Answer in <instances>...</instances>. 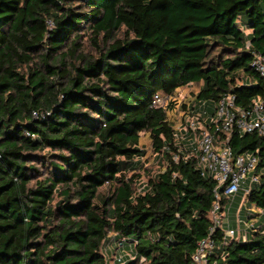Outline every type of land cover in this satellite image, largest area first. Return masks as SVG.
Here are the masks:
<instances>
[{"label":"trees","instance_id":"trees-1","mask_svg":"<svg viewBox=\"0 0 264 264\" xmlns=\"http://www.w3.org/2000/svg\"><path fill=\"white\" fill-rule=\"evenodd\" d=\"M256 52L264 0H0V264H109L110 233L133 243L121 264H190L212 225L215 179L195 142L178 150L172 97L198 84L182 121L202 106L213 115L226 94L264 106ZM157 92L170 99L154 108ZM201 125L234 155L256 153L245 222L264 217V136ZM142 132L155 173L143 169ZM252 224L245 242L217 230L207 264H264V221Z\"/></svg>","mask_w":264,"mask_h":264},{"label":"built area","instance_id":"built-area-1","mask_svg":"<svg viewBox=\"0 0 264 264\" xmlns=\"http://www.w3.org/2000/svg\"><path fill=\"white\" fill-rule=\"evenodd\" d=\"M251 66L264 76V55L258 52L253 53ZM234 98V95L226 94L216 102L214 114L208 116L215 131L227 134L235 127L240 132L256 130L258 134L264 136V106L262 102L258 100L249 108H239L234 104ZM169 99V95L157 92L152 98L151 107L165 106ZM208 118L203 121H207ZM178 131L180 132L178 137L183 141V143H178L180 144L178 150L185 154L188 146L195 142L197 144L196 158L202 175L212 176L215 179L213 194H215L216 200L211 207L212 225L207 236L197 241L196 250L190 258V264H207L216 245L213 235L217 230L222 232L223 242L230 238L245 242L254 227L251 222H246L245 226H242L239 213H237L236 219L237 228L231 227L227 205L220 209L219 199L221 195H225L229 198L230 205L239 194L244 193L246 196L251 186L259 182V176L253 174L259 159L256 153L251 152L234 155L231 147L226 143L228 136L221 144L217 145L214 142L213 133L202 127L197 117H185ZM185 140L189 144H186ZM171 155L174 161L179 157L178 152H171ZM187 156V154L184 155L185 158ZM246 175H249L248 179ZM258 210L260 213L263 212V209Z\"/></svg>","mask_w":264,"mask_h":264},{"label":"rangeland","instance_id":"rangeland-1","mask_svg":"<svg viewBox=\"0 0 264 264\" xmlns=\"http://www.w3.org/2000/svg\"><path fill=\"white\" fill-rule=\"evenodd\" d=\"M198 89V84H191L190 86H186V87H181L178 88L175 92H174V96L172 97V100H174V102H176L174 104V108L172 110H169V118L171 120L174 121V126L175 128H177V130H179V126L182 123V115L184 114V111L181 110V108L179 107L181 105L182 102H187V103H191V99L194 96V93L197 91ZM203 107V106H202ZM201 108L197 109V110H193L194 113L185 114V117H197V118H201L200 123L203 122L204 119H206L209 116L208 114H205L204 110ZM140 148H144L145 149V153L143 155V157L141 158V162L143 165V169H146L148 171H150V173H155L159 170V165L161 164V162H157V157L155 156L153 150H152V146L150 145V139L148 136L147 132H142L141 136H140V140H139V145ZM143 169H141L139 172H141V179L146 180V175L145 173H143ZM247 179L249 178V175H246ZM240 197H238L237 199H235L230 205L229 203L227 204L226 209L228 208L229 210V217H230V222L231 225L236 226V219H237V213L239 212V209H243L242 212H239V219L241 222L242 226H245L246 222V211H245V206H246V202H244V193L239 194ZM246 199V198H245ZM246 210H248V212L253 213V214H259V210L256 209L253 206L248 207ZM262 221H264V217L261 215L256 216L254 219H251L250 222L252 223H257L260 222L262 223ZM104 249H105V255L109 258L108 262L109 264H113V261H116L115 264H121L124 260L132 258L133 256V243H131L130 241H125L122 245L118 244L117 241L115 240V238H113V234H109V240L107 243H105L103 245Z\"/></svg>","mask_w":264,"mask_h":264},{"label":"crops","instance_id":"crops-1","mask_svg":"<svg viewBox=\"0 0 264 264\" xmlns=\"http://www.w3.org/2000/svg\"><path fill=\"white\" fill-rule=\"evenodd\" d=\"M246 31H248V30H246ZM238 197H240V195H238V196L236 197V199H237ZM230 226H231V227H235V226L231 225V222H230Z\"/></svg>","mask_w":264,"mask_h":264}]
</instances>
